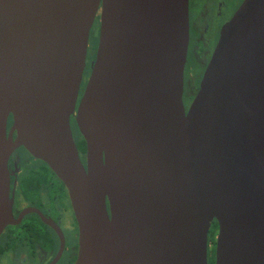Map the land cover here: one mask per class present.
Returning a JSON list of instances; mask_svg holds the SVG:
<instances>
[{"label": "water", "instance_id": "obj_1", "mask_svg": "<svg viewBox=\"0 0 264 264\" xmlns=\"http://www.w3.org/2000/svg\"><path fill=\"white\" fill-rule=\"evenodd\" d=\"M188 42V0H0V233L22 146L67 190L75 264H208L214 220V264H264V0L223 25L186 111Z\"/></svg>", "mask_w": 264, "mask_h": 264}, {"label": "flooded vegetation", "instance_id": "obj_2", "mask_svg": "<svg viewBox=\"0 0 264 264\" xmlns=\"http://www.w3.org/2000/svg\"><path fill=\"white\" fill-rule=\"evenodd\" d=\"M242 2L188 0L189 42L182 96L186 111L198 90L223 25ZM95 33L96 30L90 31V35ZM95 50L88 47L85 66V69L89 67L87 78ZM84 88L85 84L82 89L80 86L69 124L80 159L86 166V145L75 121ZM11 123L9 117L8 126ZM7 167L15 222L7 224L0 233V264H75L79 249L78 223L62 181L44 161L22 146L9 155ZM217 228L209 238L208 261L214 255Z\"/></svg>", "mask_w": 264, "mask_h": 264}, {"label": "rangeland", "instance_id": "obj_3", "mask_svg": "<svg viewBox=\"0 0 264 264\" xmlns=\"http://www.w3.org/2000/svg\"><path fill=\"white\" fill-rule=\"evenodd\" d=\"M91 30L97 31V33H95V35H93V34L90 35L89 43H88L89 50H94V49H96L97 42H98V31H99V16L98 15L96 16V19L94 21V24H93ZM89 58H90V56H89ZM88 63H89V61H88ZM88 71H89V67L84 70V76H83V80L81 83V89L83 88L84 84L86 83Z\"/></svg>", "mask_w": 264, "mask_h": 264}, {"label": "trees", "instance_id": "obj_4", "mask_svg": "<svg viewBox=\"0 0 264 264\" xmlns=\"http://www.w3.org/2000/svg\"><path fill=\"white\" fill-rule=\"evenodd\" d=\"M216 227H217V222L214 220L213 223H212V226L210 227L209 233H208V242H209V238H212V236L214 235L215 230H216ZM208 264H214V255H212V256L209 257Z\"/></svg>", "mask_w": 264, "mask_h": 264}]
</instances>
